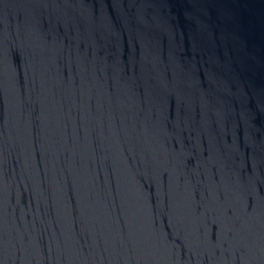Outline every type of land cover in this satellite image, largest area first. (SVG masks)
Returning <instances> with one entry per match:
<instances>
[{
  "label": "water",
  "instance_id": "obj_1",
  "mask_svg": "<svg viewBox=\"0 0 264 264\" xmlns=\"http://www.w3.org/2000/svg\"><path fill=\"white\" fill-rule=\"evenodd\" d=\"M0 264H264V0H0Z\"/></svg>",
  "mask_w": 264,
  "mask_h": 264
}]
</instances>
